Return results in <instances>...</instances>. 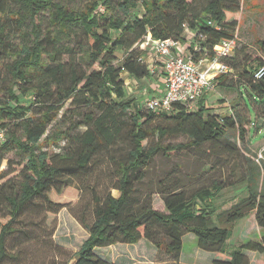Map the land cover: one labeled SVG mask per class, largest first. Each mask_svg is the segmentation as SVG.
Listing matches in <instances>:
<instances>
[{"label": "trees", "instance_id": "1", "mask_svg": "<svg viewBox=\"0 0 264 264\" xmlns=\"http://www.w3.org/2000/svg\"><path fill=\"white\" fill-rule=\"evenodd\" d=\"M198 1L0 0V126L6 131L0 143V169L8 160L0 181L18 169L21 177L12 190L6 188L10 180L0 185L9 215L6 221L0 219V263L10 257L6 240L19 231L15 223L35 197L66 175L87 172L99 151L126 141L130 149L115 160L119 195L94 193L95 218L91 225L83 222L89 234L77 252L78 264H130L124 257L114 261L105 253L98 257L96 250L144 240L157 248L154 253L165 251L173 264H183V238L189 233L196 236L200 249L216 254L214 264H253L243 251L264 254V192L254 188L251 165L248 194L217 214L227 226L213 220L215 207L207 201L233 182L216 177L210 185L189 191L174 169L157 181L165 211L153 208L151 193L142 192L149 165L158 154L171 157L213 142H223L224 150L234 154L239 142L248 143L247 123L252 121L244 94L259 100L254 103L260 108L253 110L264 124V73L256 76L264 68L261 59L240 66L231 56L220 58L231 71L217 77L215 88H238L242 101L233 104L238 105L229 114L208 112L204 99L192 110L178 106L174 113L143 110L126 99L123 72L136 79L151 74L141 49L148 36L190 40L185 53L195 58L214 57L216 45L237 36L240 0ZM119 48L124 51L121 65L116 63ZM233 76L234 84L228 82ZM23 96H28L24 103ZM158 118L168 123L153 127ZM254 126L259 128L258 123ZM232 129L237 131V143L229 139ZM157 134L160 140L177 134L188 140L158 141L147 147L145 141ZM62 139L68 142L67 150L63 147L50 155L44 149ZM12 152L22 157L14 167L7 158ZM250 215L262 230L260 239L242 240L239 249L227 251L231 225Z\"/></svg>", "mask_w": 264, "mask_h": 264}, {"label": "rangeland", "instance_id": "2", "mask_svg": "<svg viewBox=\"0 0 264 264\" xmlns=\"http://www.w3.org/2000/svg\"><path fill=\"white\" fill-rule=\"evenodd\" d=\"M116 33L113 32V35ZM261 42H264V0H240L237 46L230 56L240 66L256 59L264 60ZM123 56L124 51L119 48L116 62L118 65H121ZM122 77L128 78L129 74L124 75L123 73ZM233 77L234 79L229 80V83H236L237 76ZM148 78L151 79L149 76ZM149 79L139 83L131 82L127 85L126 99H132L143 110L146 109L147 99L151 96L147 88L151 89ZM238 92V88L218 87L202 99L205 100L208 112L229 114L231 107L238 105L232 106L233 104L242 103ZM1 95H3L2 99H6L4 94ZM27 97L23 96L21 102L24 103ZM243 100L251 110L252 125L251 122L247 123L248 143L239 142L234 154L224 150L223 142H213L206 143L199 148L181 150L171 157L158 154L151 161L147 183L142 185V192L143 195L151 193L153 208L165 211L163 200L156 192L157 181L174 169L180 171V177L187 184L186 188L189 191L210 185L216 177L222 178L225 183H235L234 186L223 189L218 195L216 194L217 196L207 201L215 207L213 220L221 226L227 225L218 221L217 214L229 209L240 198L248 194L249 165L255 169V190L264 192V152L259 161L255 160L261 148L264 147V124L261 123V119L257 120L253 110V107L256 110L260 108L254 103L259 100H253L247 94H244ZM243 112L249 117L246 110ZM166 120L156 119L153 127L168 123ZM255 123H258L259 128H255ZM229 134H231L229 139L237 143V131L232 129ZM187 140L188 137L184 134L167 136L161 140L157 134L145 142L147 147H150L158 141L162 144H177L187 142ZM67 146V140L62 139L52 145H46L44 149L53 155L61 151L63 147L67 150ZM129 149L130 145L127 141L117 147L102 149L93 157L87 172L66 175L53 183L44 195L35 197L15 223L19 231L7 238L6 248L10 252V257L0 264H68L88 237L89 232L83 222L91 225L94 221V193L101 197H105L110 192L114 196L119 195V191L115 188L118 182L115 160L116 157H122ZM7 158L11 161V167L16 166L22 160L21 156L13 152L8 153ZM248 159L251 161L248 162ZM7 161V159L3 161L1 172L8 171ZM19 173L20 169L11 172L0 181V185L10 180L6 185L7 190L16 188L21 181ZM0 219L3 221L9 219L5 198H0ZM230 229L231 236L227 251L239 249L242 240L243 242L250 239L259 240L262 235V230L255 224L254 215L232 224ZM182 247L181 262L183 264H214L213 260L217 257L215 253L200 249L193 233L184 236ZM156 249L149 241L144 240L137 244L119 243L115 247L97 249L96 255L104 256L105 253L113 261L124 257L127 262H131L130 264H143L144 261L150 260L152 261L148 264L174 263L165 251L159 250L154 253ZM243 252L249 255L253 264H264V254L258 253L257 256L252 251Z\"/></svg>", "mask_w": 264, "mask_h": 264}, {"label": "built area", "instance_id": "3", "mask_svg": "<svg viewBox=\"0 0 264 264\" xmlns=\"http://www.w3.org/2000/svg\"><path fill=\"white\" fill-rule=\"evenodd\" d=\"M191 36L188 34L189 38ZM191 42L174 39L154 40L148 36L141 45L142 50L151 48L156 55L164 57V93L148 97L146 102L148 110L156 113H174L177 112L178 106H185L192 110L200 99L215 89L217 77L231 71L230 66L220 58L231 55L237 46V36L225 39L216 45L214 57L204 55L195 58L192 54L185 53ZM194 49H200L198 43L195 44ZM263 73L264 68H261L256 76L261 77ZM5 139L6 131L0 126V143ZM262 152L264 147L261 148L255 160L259 161L263 157Z\"/></svg>", "mask_w": 264, "mask_h": 264}, {"label": "crops", "instance_id": "4", "mask_svg": "<svg viewBox=\"0 0 264 264\" xmlns=\"http://www.w3.org/2000/svg\"><path fill=\"white\" fill-rule=\"evenodd\" d=\"M143 57H144V60L150 66L149 68L151 70V74L149 75V77L151 79H149L148 77H145L142 79H136L129 75L128 78L124 77L126 85H128L131 82L139 83L141 81L149 79L151 81V85H150L151 89L149 87L147 88L148 90H150L151 96L162 95L164 93V80H163L164 78L163 77L164 76V66H163L164 57L156 55L151 48H147L146 50H143ZM123 73L124 75L128 74L127 72H123Z\"/></svg>", "mask_w": 264, "mask_h": 264}, {"label": "water", "instance_id": "5", "mask_svg": "<svg viewBox=\"0 0 264 264\" xmlns=\"http://www.w3.org/2000/svg\"><path fill=\"white\" fill-rule=\"evenodd\" d=\"M81 260V254L77 253L69 262L68 264H78Z\"/></svg>", "mask_w": 264, "mask_h": 264}]
</instances>
